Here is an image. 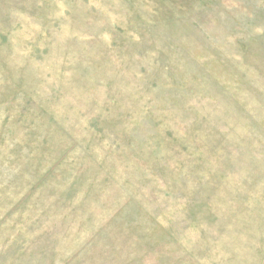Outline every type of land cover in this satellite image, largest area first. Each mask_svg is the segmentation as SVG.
<instances>
[{"label":"rangeland","instance_id":"374dc122","mask_svg":"<svg viewBox=\"0 0 264 264\" xmlns=\"http://www.w3.org/2000/svg\"><path fill=\"white\" fill-rule=\"evenodd\" d=\"M0 264H264V0H0Z\"/></svg>","mask_w":264,"mask_h":264}]
</instances>
